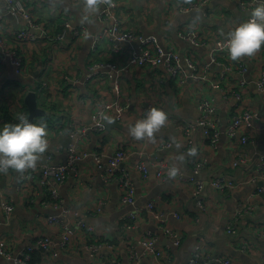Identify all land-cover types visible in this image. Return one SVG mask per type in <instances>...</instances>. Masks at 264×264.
I'll use <instances>...</instances> for the list:
<instances>
[{"label":"crops","instance_id":"0c3cea01","mask_svg":"<svg viewBox=\"0 0 264 264\" xmlns=\"http://www.w3.org/2000/svg\"><path fill=\"white\" fill-rule=\"evenodd\" d=\"M8 1L0 0V14L4 16L0 34L17 43L24 67L17 74L0 55V126L8 123L5 114L15 117L26 108L24 96L32 89L46 115L42 121L47 125L49 147L26 175L15 169L0 172V201L12 199L14 204L5 216L0 207V244L12 252L11 256L0 254V264H17L15 259L24 248L40 236H49L52 243L47 249L34 247L29 264H128L137 237L150 233L158 235L156 244L161 254L143 256L142 264H185L196 252L223 255L241 264H260L259 255L264 250L263 197L250 199L251 208L237 217L232 233L227 232L226 224L235 216L237 203L262 182L264 91L258 90L255 81L264 72V45L254 55L236 60L224 49L215 62H210L214 42L247 19L248 12L242 11L236 0H207L200 9L189 12H182L180 4L201 0H114L112 16L104 19L101 0L95 13L86 9L85 1L26 0L38 24L32 28L37 37L21 42L17 33L26 24L6 12ZM66 20L84 25L86 32L76 36L68 28L60 37ZM113 26L158 36L162 45L173 46L181 57H194L206 79L198 84L186 64L180 83L170 78L162 65L138 64L134 60L137 42H119L123 49L116 50ZM189 31L199 35L198 44L181 37L180 32ZM95 62H112L115 68L102 67L87 77ZM212 82L219 88H213ZM204 99L214 105L212 117L218 129L215 145L201 125L186 131V124L200 116ZM107 102L112 108L104 116V128H89L93 112ZM146 104L162 108L168 118L153 137L137 139L130 126L144 116ZM237 109L255 113L252 125L240 128V134L250 135L246 142L226 130ZM85 126L88 128L79 136L78 146L88 155L69 168L62 183L51 186L57 189L61 206L78 211L94 230L90 234L76 231L65 249L59 245L62 224L47 220L60 206H55L50 191L40 183V168L48 160L64 163L70 131ZM164 141L170 146L163 147ZM193 146L197 148L195 155L189 154ZM119 148L125 157L116 174L108 175L106 159ZM94 153L101 156L100 164L94 160ZM181 154L184 159L178 160ZM200 158L203 161L196 179L205 187L195 196L194 182L184 180V175L192 174ZM238 158L243 160L234 163ZM140 160L145 162L146 173L136 166ZM160 160L168 167L178 166L171 180L156 174ZM125 172L136 187L133 204L122 200L119 176ZM216 176L243 183L235 190L218 192L209 185ZM250 177L254 180H248ZM149 201L164 211L168 223L180 233L179 244L159 230L148 212L131 217L136 207ZM74 219L71 213L66 221L72 224ZM97 241L104 245L92 253L89 246ZM198 243L200 250L195 248Z\"/></svg>","mask_w":264,"mask_h":264},{"label":"built area","instance_id":"2783aa9c","mask_svg":"<svg viewBox=\"0 0 264 264\" xmlns=\"http://www.w3.org/2000/svg\"><path fill=\"white\" fill-rule=\"evenodd\" d=\"M74 1H85V0H74ZM207 0H201L200 2H188L180 4L179 9L182 12H189L191 10L200 9L201 5H203ZM237 5L242 11L249 12L259 3V0H236ZM103 7L100 11V14L105 18L111 17L116 6L114 0H101ZM7 9L12 13L14 18L18 21L21 19L25 22L26 26L22 28L18 33L17 37L21 39V42L24 40H32L36 39L37 35L33 33L32 28L38 25L34 20L30 10L26 6V0H9L7 3ZM248 18V15H247ZM4 16L0 14V22L3 21ZM70 28L74 35L79 36L86 32L84 25L82 24H72L69 21L64 23V29L62 33H60V37L63 36L64 32ZM230 31V30H229ZM228 31V33H229ZM112 33L114 39H116V43L114 48L116 50L123 49L119 42H128L133 43L137 42L138 51L137 56L134 60L138 64H149L151 67H156L162 65L166 70V74L170 78H180V72L183 69V65L186 64L191 70V76L197 80L198 84H201V80L206 79V77L199 70V63L194 57H181L180 53L173 46H165L160 43V39L158 36L154 34H143L131 29H121L117 26H113ZM227 33V35H228ZM180 35L187 42H191V44L199 43V35L195 31L189 32H180ZM227 35L224 38L217 39L214 42V47L210 54V62L216 61L217 54L224 49H227ZM0 55L1 60L8 61L14 68L17 74H20L23 71L24 67V58L23 54L19 49L17 43L8 42L5 37L0 34ZM208 63L206 62L205 68H208ZM109 67L111 69L115 68V65L112 62H95L91 66V70L88 72L87 77H91L99 68ZM224 71L220 73V78L223 77ZM256 86L258 90L264 91V72L262 75L256 79ZM213 88H219V84L217 83H209ZM119 106V104H118ZM153 107L152 104H146L144 115H146L147 111ZM112 108V104L107 102L104 103L101 107H99L95 112H93L91 117V123L88 126L89 128L95 130H102L104 128V116L106 112ZM200 116L194 121L188 122L186 124V131L194 129L196 126L201 125L204 128V131L207 135L210 134V141L212 144H216L218 129L216 127L215 121L213 119V111L214 105L211 101L204 99L200 103ZM23 114L27 116V110H22L17 113L15 119L18 120L19 116ZM254 111L250 109H237L234 113L231 122L227 125V132L233 136H239L242 142H246L250 140V135L248 134H240V128L243 124L248 126L252 125V120L254 118ZM168 115V114H167ZM87 126L74 129L70 131V139L66 148L67 158L65 162H51L48 160L45 163L41 164V173H40V183L46 187L50 191V198L52 202H55V206H60V210L57 213H52L47 216V220L52 223L62 224L63 229L60 234L59 245L62 248H69L72 239L74 237V233L77 231H87V234H90L94 230V226L85 221L83 217L79 215L78 211H71V208H63L61 206V199L58 197V192L55 187H52L54 183H62L68 174L69 168H74L79 160L88 155L86 150L79 148L78 146V138L81 134H84ZM163 147H169L170 144L168 141H164L162 143ZM125 157V152L123 149L119 148L115 150L111 155H109L106 159V172L108 175L116 174L117 170L120 169V164ZM48 158H51V155H48ZM94 160L100 164L101 156L99 154H93ZM239 159H236L234 163H237ZM240 160H243L242 158ZM157 164L156 174L165 180H171L172 177L169 176L168 171L169 168L165 162L160 160ZM201 165V161H197L192 170V174L184 175V180H191L194 182L193 194L195 196L199 195L202 190H204L205 184L201 180L196 179V173L199 171ZM139 171L142 173H146V165L145 162L140 160L136 164ZM30 169V168H29ZM26 169L22 172V175H26L28 170ZM261 176L262 182L261 184H256L254 189L248 192L246 199H241L235 209L234 215L238 217L245 209L251 208L250 199H253L257 196L263 197L264 203V159L261 161ZM248 180H254V178H248ZM119 182L122 190V200L124 202L133 204L136 199V187L129 176L128 173L121 174L119 176ZM243 181L233 180L226 176H216L213 177L209 185L215 191L223 192L225 190H235L237 187L242 184ZM200 204V202L198 201ZM0 207L2 209V213L8 215L13 207V200H1ZM143 211H146L150 214L152 218H154L157 222V226L161 232L164 234H168L172 237L174 244H179L181 241L180 233L175 230L168 222L167 215L164 211L158 208L154 201H149L145 206L136 207L135 211L131 213L132 218L138 217ZM73 213L75 216L74 222L71 224L66 221V218ZM176 217H179L177 212L174 213ZM1 223V221H0ZM234 228V223L232 220H229L226 224L227 232L231 233ZM158 235L156 234H144L136 239V247L131 248L129 252V262L128 264H142L143 256L147 254H152L154 256H159L161 254V249L157 247ZM52 243V239L49 236H40L38 237L34 244L28 245L24 250L20 253L19 257L15 259L17 264H29L31 258V252L34 247H42L44 249L49 248ZM104 245L103 241H97L96 243L91 244L89 247L91 252L93 253L98 248ZM196 250H200L202 248L201 243L196 244ZM11 251L7 250V247L2 243L0 244V254H5L11 256ZM260 264H264V250L261 251L259 255ZM241 264L236 262L228 257L223 255H200L199 252L191 255L185 264ZM90 264H95L93 261Z\"/></svg>","mask_w":264,"mask_h":264},{"label":"clouds","instance_id":"9594fccd","mask_svg":"<svg viewBox=\"0 0 264 264\" xmlns=\"http://www.w3.org/2000/svg\"><path fill=\"white\" fill-rule=\"evenodd\" d=\"M100 0H85L89 12L99 10ZM264 45V0L249 12L248 18L235 24L227 35V50L233 60L254 55ZM167 112L162 108L151 107L146 115L130 126L131 134L137 139L151 138L166 123ZM49 147L47 125L44 121L34 122L29 116L21 114L16 122L0 126V172L15 169L23 172L35 168L41 154ZM193 146L189 154L195 155ZM183 160L184 155L177 157ZM179 168L172 165L168 174L177 175Z\"/></svg>","mask_w":264,"mask_h":264},{"label":"water","instance_id":"95a60500","mask_svg":"<svg viewBox=\"0 0 264 264\" xmlns=\"http://www.w3.org/2000/svg\"><path fill=\"white\" fill-rule=\"evenodd\" d=\"M10 15L12 13L9 10H6ZM13 17V15L11 16ZM37 93L34 90H28L27 93L24 96V102L27 107V116H29L33 121H35V118L39 115H42L44 113V109L40 107L37 99ZM115 123H117L115 121ZM119 125V124H118ZM69 140V139H68ZM246 256V255H245ZM248 259V257L246 256Z\"/></svg>","mask_w":264,"mask_h":264},{"label":"trees","instance_id":"16d2710c","mask_svg":"<svg viewBox=\"0 0 264 264\" xmlns=\"http://www.w3.org/2000/svg\"><path fill=\"white\" fill-rule=\"evenodd\" d=\"M38 97V96H37ZM24 105H26V104H24ZM26 107V106H25ZM24 110H27V107L24 109ZM4 116H6V120L8 121V122H16L17 120L15 119V117H12V115L11 114H9V113H7V114H5ZM45 116L46 115H44V114H42V115H39V116H37L36 118H35V121L34 122H37V123H39L40 121H42V119H44L45 118ZM250 140H251V138H250ZM238 159H241V158H238ZM197 161H201V163H202V161H203V159H199V160H197ZM235 161V160H234ZM233 180H235V179H233ZM225 191H228V190H225ZM48 195H49V193H47ZM51 195V194H50ZM231 220H232V223H234V228H233V231L235 230V228H236V219H237V217L236 216H231V218H230ZM232 231V232H233ZM231 232V233H232ZM87 234V233H86Z\"/></svg>","mask_w":264,"mask_h":264},{"label":"rangeland","instance_id":"374dc122","mask_svg":"<svg viewBox=\"0 0 264 264\" xmlns=\"http://www.w3.org/2000/svg\"><path fill=\"white\" fill-rule=\"evenodd\" d=\"M191 2H194V1H191ZM66 21H69V20H66ZM66 21H65V22H66ZM65 22H64V23H65ZM69 22H70V21H69ZM71 23H72V22H71ZM148 65H149V64H148ZM149 66H151V65H149ZM172 79L177 80V81L179 82L178 78H173V77H172ZM179 83H180V82H179Z\"/></svg>","mask_w":264,"mask_h":264}]
</instances>
